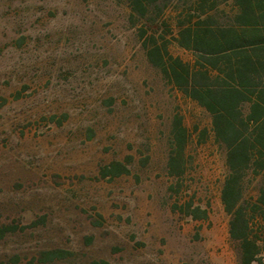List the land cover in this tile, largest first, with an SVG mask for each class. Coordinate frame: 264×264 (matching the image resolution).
<instances>
[{"label":"rangeland","instance_id":"rangeland-1","mask_svg":"<svg viewBox=\"0 0 264 264\" xmlns=\"http://www.w3.org/2000/svg\"><path fill=\"white\" fill-rule=\"evenodd\" d=\"M212 2L233 24L234 2ZM192 3L0 0V264H240L226 150L144 46L192 63L173 39Z\"/></svg>","mask_w":264,"mask_h":264},{"label":"trees","instance_id":"trees-1","mask_svg":"<svg viewBox=\"0 0 264 264\" xmlns=\"http://www.w3.org/2000/svg\"><path fill=\"white\" fill-rule=\"evenodd\" d=\"M158 1L129 0L133 15L143 18ZM192 1L178 14L173 36L193 53L192 63L171 54L169 43L154 34L144 46L163 77L210 114L215 141L226 150L229 172L221 198L230 216V236L239 244L240 264H264V0H231L236 9L231 25L216 22V2ZM174 137L179 146L185 142L181 123H175ZM174 162L171 157V169ZM126 173L124 168L116 175ZM188 215L209 217L199 207Z\"/></svg>","mask_w":264,"mask_h":264}]
</instances>
